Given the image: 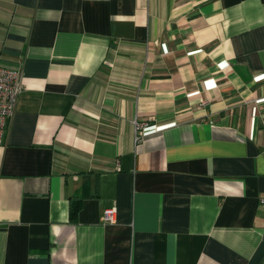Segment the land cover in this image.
<instances>
[{
	"label": "crops",
	"instance_id": "1",
	"mask_svg": "<svg viewBox=\"0 0 264 264\" xmlns=\"http://www.w3.org/2000/svg\"><path fill=\"white\" fill-rule=\"evenodd\" d=\"M0 55V264H264V0H0Z\"/></svg>",
	"mask_w": 264,
	"mask_h": 264
},
{
	"label": "built area",
	"instance_id": "2",
	"mask_svg": "<svg viewBox=\"0 0 264 264\" xmlns=\"http://www.w3.org/2000/svg\"><path fill=\"white\" fill-rule=\"evenodd\" d=\"M23 91V77L19 70H13L2 64L0 55V144L6 128L7 122L13 117L19 96ZM140 129V125L136 124ZM143 129V128H142ZM140 137H137V141ZM264 156V148L262 150ZM260 205L264 208V199L260 200ZM103 224L112 225L116 222L115 212L107 209L101 216Z\"/></svg>",
	"mask_w": 264,
	"mask_h": 264
}]
</instances>
